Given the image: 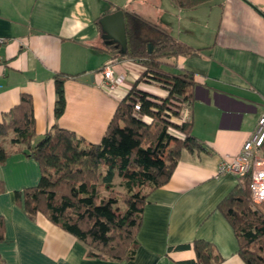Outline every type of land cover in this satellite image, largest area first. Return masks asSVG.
<instances>
[{
	"label": "crops",
	"instance_id": "obj_1",
	"mask_svg": "<svg viewBox=\"0 0 264 264\" xmlns=\"http://www.w3.org/2000/svg\"><path fill=\"white\" fill-rule=\"evenodd\" d=\"M118 9L158 24L192 48L161 58V70L194 75L193 102L178 119L192 121L204 149H184L171 179L149 194L136 256L111 261L90 256L85 242L45 215L28 214L16 192L39 183V164L12 143V132L1 135L9 152L0 163L6 226L1 258L5 264H182L196 258L192 244L202 239L222 255L219 264H247L218 208L241 179L218 169L254 134L264 108V0H208L193 8L174 0H0V36L8 39L0 51V122L27 93L35 142L55 125L100 142L120 101L147 69L103 38L100 18ZM108 65L123 77L113 92L105 86ZM57 75L65 78L66 107L59 117ZM139 88L157 97L168 94L154 81H141Z\"/></svg>",
	"mask_w": 264,
	"mask_h": 264
},
{
	"label": "trees",
	"instance_id": "obj_2",
	"mask_svg": "<svg viewBox=\"0 0 264 264\" xmlns=\"http://www.w3.org/2000/svg\"><path fill=\"white\" fill-rule=\"evenodd\" d=\"M174 1L181 8H193L208 0ZM124 17L128 50L119 55L138 60L147 69L120 101L100 142H88L58 125L35 142L33 99L27 93L0 122V136L12 132V143L22 145L41 170L37 185L16 192L28 214L45 215L85 242L90 256L111 261L136 256L149 194L171 179L184 149H204L203 142L192 133V121L180 124L173 120L193 102L194 75L161 70V58L186 54L192 48L135 12L124 11ZM64 81L63 76H56V117L66 107ZM141 81H154L168 94L154 96L139 88ZM136 102L141 105L138 113L150 116L151 123L138 116ZM170 128L183 132L185 138L174 136ZM262 149L264 152V144ZM8 155L0 144V163H5ZM116 176L126 190L121 197ZM253 204L249 179L245 178L218 208L235 230L243 260L264 264V203L256 208ZM5 239V220L0 216V242ZM192 247L196 258L182 264H219L224 259L209 241L195 240ZM0 264H5L1 256Z\"/></svg>",
	"mask_w": 264,
	"mask_h": 264
},
{
	"label": "built area",
	"instance_id": "obj_3",
	"mask_svg": "<svg viewBox=\"0 0 264 264\" xmlns=\"http://www.w3.org/2000/svg\"><path fill=\"white\" fill-rule=\"evenodd\" d=\"M7 41L8 39L6 37L0 36V51L2 46L6 44ZM104 75L106 79L105 86L109 90V92H113L116 87L123 81L122 75L115 76L114 68L111 65H108L105 68ZM2 86L3 85L0 84V87ZM140 109V103L136 102L135 111L138 113ZM138 116L147 123H151L153 120L150 116L142 115L140 113H138ZM183 122L186 121H181L180 124ZM178 134V137L182 135V137L185 138V134L183 132L178 131ZM263 144L264 108L261 115L259 116L254 134L244 142L241 151L237 155H227L226 157H224L220 162L218 169V172L220 174L229 172L239 177L241 180L248 178L252 200L253 203L256 205L264 203V152L262 149Z\"/></svg>",
	"mask_w": 264,
	"mask_h": 264
},
{
	"label": "water",
	"instance_id": "obj_4",
	"mask_svg": "<svg viewBox=\"0 0 264 264\" xmlns=\"http://www.w3.org/2000/svg\"><path fill=\"white\" fill-rule=\"evenodd\" d=\"M100 24L104 32L105 42L108 44L117 43L120 46V52L126 54L128 45L124 11L119 9L104 15L100 18Z\"/></svg>",
	"mask_w": 264,
	"mask_h": 264
},
{
	"label": "rangeland",
	"instance_id": "obj_5",
	"mask_svg": "<svg viewBox=\"0 0 264 264\" xmlns=\"http://www.w3.org/2000/svg\"><path fill=\"white\" fill-rule=\"evenodd\" d=\"M179 118V117H178ZM178 118H174L173 120H175L176 122H178L179 121V119ZM170 133H172L174 136H176V137H178V130H176V129H174V128H170ZM179 137H182V135H180ZM183 138V137H182ZM181 138V139H182ZM115 183H116V188L118 189V191L120 192V197L121 196H123V194H126V190H124V188L122 187V185L120 184L121 183V178H119L118 176H116L115 177ZM2 187V189L1 190H3L4 192L6 191V184L5 183H3V185H1ZM254 208H256V204H253L252 205Z\"/></svg>",
	"mask_w": 264,
	"mask_h": 264
}]
</instances>
